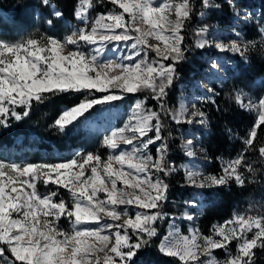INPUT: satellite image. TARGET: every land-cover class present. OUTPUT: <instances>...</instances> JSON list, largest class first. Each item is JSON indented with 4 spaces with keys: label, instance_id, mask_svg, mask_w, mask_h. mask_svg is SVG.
Returning a JSON list of instances; mask_svg holds the SVG:
<instances>
[{
    "label": "snow or ice",
    "instance_id": "6c2138e0",
    "mask_svg": "<svg viewBox=\"0 0 264 264\" xmlns=\"http://www.w3.org/2000/svg\"><path fill=\"white\" fill-rule=\"evenodd\" d=\"M40 2L51 9L52 18L46 23L54 29V21L64 18L63 10L51 0ZM103 2L77 0L73 16L82 26H73L63 37L54 31L19 40L0 36V126H8L9 116L16 120L29 116L34 103L70 93L81 94L82 98L61 109L53 124L61 132L75 127L95 106L146 89L168 113L163 100L166 89L179 76L177 65L187 59L189 49L181 33L185 21L193 15L192 0H108L118 8L90 19L89 11ZM221 6L215 0H202L204 10ZM229 6L238 19L246 22L250 18L249 13L241 16L231 0ZM210 27L204 25L197 30L196 48L215 47L219 52L244 57L254 46L251 41H241L239 33L228 43L210 39L206 35ZM150 38L158 43L150 44ZM113 42H125L131 51L119 61L102 60L107 45ZM149 51L157 59L149 61ZM211 67L219 69L220 64L214 60ZM208 99L215 103L211 97ZM147 100V96L136 100L124 126L105 135L103 144L109 149L132 146L117 155L109 154L106 160L94 153H77L57 163L20 165L0 160V264H135L138 252L159 236L157 222L169 219L162 211L169 190L162 177L177 170L168 159V137L162 135L161 112L146 109ZM235 100L241 108L257 113L244 140L247 151L254 144L257 129L264 125V96L245 100V94L237 92ZM171 118L177 124L209 126L208 114L195 105L191 111L182 105ZM195 141L193 136L182 143L189 158L198 155ZM157 143L153 158L148 149ZM258 151L264 157V146ZM242 166L250 173L255 171L243 153L222 162L219 175H204L184 166L185 182L201 189L227 186L233 180L243 186L245 179L239 171ZM40 181L45 187L51 183L66 189L71 202L62 197L56 202L58 191L39 192ZM186 203L195 206L197 202ZM130 208L137 209L134 215H130ZM61 218L71 223L70 231L60 227ZM182 219L191 221L194 215L186 212ZM93 224L96 227L90 226ZM233 241L235 254L230 250ZM256 248L264 249V216L243 214L214 224L209 235H202L198 229L182 234L173 219L158 245L161 254L178 258L181 264H254ZM216 249H223L226 258L218 260L213 255Z\"/></svg>",
    "mask_w": 264,
    "mask_h": 264
},
{
    "label": "trees",
    "instance_id": "16d2710c",
    "mask_svg": "<svg viewBox=\"0 0 264 264\" xmlns=\"http://www.w3.org/2000/svg\"><path fill=\"white\" fill-rule=\"evenodd\" d=\"M58 8L64 12V18L59 21H54V29L50 28L48 34H53L63 37L68 33L69 28L65 24L66 21L82 26L77 22L73 16L74 9L77 5V0H51ZM216 3L221 4L219 9L205 10L206 15L203 18H198L199 12L202 9V0H192L194 12L191 19L185 21V28L182 31L184 36V45L188 47L185 53L187 59L177 65L179 76L173 82L172 88L166 97V103H176V97H184V93H188L190 86L201 79L202 71L206 65L203 59L206 50L195 47L194 40L196 32L204 25L213 26L222 31H228L231 35L239 33V36H245L253 43L255 51L248 57L247 64L242 62L241 65L245 67V73L249 78L260 76L264 73V52L262 51V42H260V28L259 24L255 23L264 20V0H231L237 9H240L241 16L244 13H249L252 16L245 22L233 15L232 9L229 6V0H215ZM26 6L29 13H24L23 9ZM118 8L117 6L104 0L103 4L90 10L91 19L99 12H105L110 9ZM38 9L41 11V16H36ZM47 7H44L40 0H0V36L8 39L18 37L17 34L21 32H35L36 24L38 23L42 29L46 27L45 21L52 18L51 15L43 16L46 13ZM247 10V12H244ZM38 18V20H37ZM211 28V27H210ZM209 28V30H210ZM36 38V35H31ZM245 81L241 76L230 77V80L224 81L220 84L213 82V92L211 94L212 100L215 103L209 102L203 111L208 114L210 130L205 134L206 143L216 145L218 157L228 155L229 158H235L241 154L243 146L240 144L239 138L235 139V134L242 136L247 125L248 115L247 111L240 108L236 103L235 96L239 91V87ZM214 93V94H213ZM84 93L83 95H86ZM99 96L100 93H95ZM143 98L145 96L151 98L146 92H138L135 94H123V98L118 100V105L126 107L133 98ZM82 98L81 94L70 93L53 96L50 99L40 104H33L30 115L16 120L14 117L8 118V126H0V157L4 159H11L20 161L28 156L33 150L32 147H37L33 151L34 159L37 160L41 151L47 154L53 147L58 151L66 149H75L81 147L83 151L87 149L96 150L89 146L86 139L77 140L76 136H65L61 134L57 127L53 126L55 119L59 116L62 106H68L73 103H78ZM149 105L152 100H149ZM97 106H95L96 108ZM95 108L91 111H94ZM19 112L20 109H17ZM164 130L162 135L168 137L167 143L169 145L168 159L174 162L176 171L167 177H162L169 185L168 200L163 204L162 211L167 213L169 219L158 221L159 236L153 238L148 246L141 249L134 258L135 264H181L177 258L168 257L158 251L160 239L167 231V226L172 218H182L183 214L187 212L188 201L191 200L193 193V186L187 185L185 182L184 162L186 156L182 147L183 136L186 135L185 129L190 128L186 123H172L168 118H163ZM230 130V131H229ZM35 133L34 137L31 134ZM169 133L171 135L169 136ZM264 136V125L257 129V136L254 144L258 142L259 138ZM18 139H20L18 141ZM209 144V145H210ZM264 144H260V147ZM259 148V147H258ZM152 155L155 154V147L149 146ZM213 153V152H212ZM244 154V153H243ZM245 156V154H244ZM69 157L67 154L66 158ZM247 172L246 169L243 170ZM247 174V173H246ZM246 174L244 179L246 180ZM162 176V174H161ZM263 174H259V180ZM59 196L65 199L66 202H71L68 199V191L62 187L56 189ZM221 196L219 202L207 204L199 213L197 224L199 230L204 235L211 233L212 226L225 219L230 213L241 204L242 188L238 186L235 181H232L227 186H220L215 188ZM56 197V199H59ZM191 210V208L189 209ZM59 224L62 228H67L66 221L61 218ZM257 253L253 256L254 264H264L258 257V248L253 249ZM10 256V254H8ZM264 259V256H262Z\"/></svg>",
    "mask_w": 264,
    "mask_h": 264
},
{
    "label": "rangeland",
    "instance_id": "374dc122",
    "mask_svg": "<svg viewBox=\"0 0 264 264\" xmlns=\"http://www.w3.org/2000/svg\"><path fill=\"white\" fill-rule=\"evenodd\" d=\"M176 2H179V0H176ZM23 10H24L23 11L24 13L26 14L29 13V10L26 6H24ZM110 10H113V9H110ZM203 11L205 14L201 16L199 12L198 18H203L206 15L207 11L205 10ZM244 12H247V10H245ZM0 13L3 14L1 10H0ZM99 13H102V12H99ZM40 14H41V11L38 9V11L36 12V16H41ZM47 14L51 15L50 8L46 9V13H44L43 16L46 17ZM89 17L91 19L90 13H89ZM125 18L127 19V16ZM251 19H252V16L250 15L249 21H251ZM255 23L259 24V28L261 31V28L264 27V20L259 21V19H257ZM45 24H46V27L42 29L41 26L37 23L36 24L37 30L35 32H31V31L21 32L17 34L18 37L13 38L11 40H19L21 38H26L31 35H36L37 36L36 38H39L41 35L48 33V30H50V27L47 25L46 21H45ZM65 24L69 28V31L67 34L70 33L73 26H78L68 21H66ZM212 27L213 26H211L209 33L206 34L209 36L210 39L223 40L224 43H228L230 40L236 39V33L232 32L233 35H231L228 31H222L221 29L212 28ZM117 31H120V30L118 29ZM196 39L197 37L195 38L194 43ZM259 39H260V42H262L261 49L264 52V32L260 33ZM240 40L245 43H247L248 41H251L250 39H247L245 36H240ZM128 43H131V42H128ZM149 43L155 44L158 42L154 38H150ZM203 50H206V53H204L203 55V59H205L206 65L202 71V77L200 80L196 81L194 85L190 86L188 93H184L185 94L184 97H176L177 98L176 103H173L171 105L169 103H166V97L168 95V92L172 88L171 87L172 85L166 89L167 95L164 97L163 103H164V108L168 110L167 114H165L164 111L161 110L160 108L161 102L152 99L153 93L151 92V90L146 89L142 91V92L148 93L151 96V98L147 100L145 104V108L146 109L151 108L153 110L160 111L162 123H163V118H168L170 121H172V123H176L171 118V116L175 114L177 111H179L182 105L186 107L187 109H189V111H191L193 105H195L197 108H200L203 111L206 105L210 102L208 98L211 97L212 93H209L207 90L208 89L213 90V87L211 84L213 82H215L216 84H220L224 81L230 80V77H233V76H241V79L245 81L243 84L240 85L239 91H238V92H243L245 94V100L247 99L257 100L260 96H264V73L260 76L249 78L247 74L244 72L245 67H243L240 63L242 62L244 64H247L248 57L251 56L253 52L255 51V48L253 46L249 48V50L245 53L244 57H241L239 54H236V53L219 52L215 47H209ZM129 51H131V49L127 48L125 42H119L118 44L116 42H113L107 45V50L104 56L102 57V60L119 61L123 56L127 55ZM147 58L149 61H152L153 59H157L155 53L152 51H149ZM214 60H216L220 64L219 69H212L211 63ZM165 63H167V61ZM116 91L119 92V90H116ZM143 98H139L136 96L135 98H133V100L129 104H127L126 107H122L118 105L117 101L111 102L110 104L98 105L94 111H90L89 113H86L85 116L82 119H80V121L75 125V127L67 129L64 132L59 131L61 134L67 137L76 136L77 140L86 139L89 142L90 147L96 148L95 151L91 149H87L83 151L81 147H76L73 150L66 149L63 151H58L56 147H53L52 150H50L47 154H45L44 151H41L39 158L35 160L33 151L37 150V147H32L33 151L28 156H26L20 161L4 159L2 157H0V160H3L5 163H17L20 165H24L28 163H37V164L38 163H57V162H65L67 160H70L77 153L81 155H86L87 153L99 154L102 160H106L109 154L117 155L119 154L120 150H130L132 147L130 145H121V148L119 150L109 149L103 144V140H104L105 135H108L112 130H115L117 128L124 126V124L129 120V117L131 115V109L135 101L138 99H143ZM149 100H152L151 105H149L148 103ZM63 107L65 106H62L61 109ZM246 111L248 115V121H247L246 128L244 130V133L242 136L235 134L234 138L235 139L239 138L240 144L243 146V150L241 152L245 154L246 162L250 163L253 166V169H255V171L254 173H250L248 171L244 172L243 170L245 168L243 166L239 169V171L243 174V176L247 173L245 184L243 186L238 185L242 188L241 195L243 194V197L241 199V204L237 208H235L228 217H226L225 219L215 224H222L224 221L233 218L234 214L236 215L243 214L245 215V217L249 215L264 216V157H261L258 151L259 149L258 147H260V144H264V136L259 138L256 145L253 144L251 148L245 151L246 146L244 144V140L247 138L249 130L252 128V126L254 125L257 119L256 112L248 111V110ZM153 123H155V121H153ZM188 127L190 128H186L184 131L186 132V135L183 136V141L188 138H192L194 136L196 138L195 143H196V150L198 152V155L195 158H189L185 155L186 160L184 162V166L192 167L194 168V170L200 171L204 175H209V174L219 175L221 173L222 162L233 159V158H229L230 157L229 155L228 157L226 155H222L223 157H218V159H214L218 152L216 149V145L214 144L211 145L210 143L209 145L208 143H206V140H205V134H207V132L210 130L209 126L201 127L199 125H189L188 124ZM35 135H36L35 133L31 134L32 137H34ZM149 135H153V133H149ZM19 140L20 139H18V141ZM158 143L157 145H153L155 147V154L152 155L153 158H155L156 156V147L158 146ZM200 148H203L206 151L204 153H201L199 152ZM148 151L150 152L149 149ZM210 153L214 155V158L212 157ZM67 154H69L68 158H66ZM259 174H263L260 180H259ZM231 182L232 181H230V183ZM57 188L58 186L51 184V183L47 187H45L42 181L38 182V191L41 193L57 191L56 190ZM193 188L194 189H193V193H192V197L190 201H196L197 203L195 206L188 204L187 213L193 214L194 219L189 221V220L182 219V218H172L170 220V222H172L174 219V223L176 224V226L180 229L181 233L185 235H187L191 229L199 230L198 228L199 225L197 224V218L199 216V213L202 211V209H204V207L207 204L213 203V202H219L221 200V196L219 195V192L215 190L216 187L201 189V188L193 186ZM60 198L61 197L59 196V199ZM101 198H103V194H101ZM59 199H56V202H58ZM68 199L71 201L70 194H68ZM190 208L191 210H189ZM136 210L137 209L135 208H130L129 209L130 215H134ZM63 220L66 221L67 228H62L61 226L60 227L64 231H70L72 228L71 223L66 218H63ZM90 226L96 227V225L94 224ZM168 231H169V224L167 226V231L164 235H166ZM199 232L202 235H204L200 230ZM249 235H251V233H249ZM230 250L233 254H235L236 241L232 242V244L230 245ZM256 254L257 253H255L254 256H256ZM213 255H215L218 260H223L226 258V254L223 249L213 250ZM262 256H264V249L258 248V257L260 261L264 262V259H262Z\"/></svg>",
    "mask_w": 264,
    "mask_h": 264
}]
</instances>
